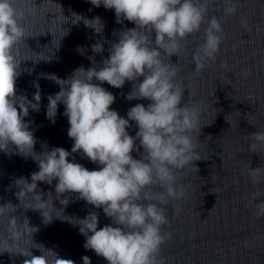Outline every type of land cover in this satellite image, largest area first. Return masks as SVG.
<instances>
[{
	"label": "clouds",
	"instance_id": "1",
	"mask_svg": "<svg viewBox=\"0 0 264 264\" xmlns=\"http://www.w3.org/2000/svg\"><path fill=\"white\" fill-rule=\"evenodd\" d=\"M89 2L95 7L103 5L105 9H114L118 24L127 20L135 27L119 34L118 42L111 44L102 66L97 67L93 56L89 57L92 67L81 66L67 79L55 74L47 76L60 86V91L47 97L46 117L55 123L58 105L63 104V115L70 125L67 135L74 143L71 152L55 147L37 154L34 152L36 140L25 117L30 109L39 112L40 87L38 83L34 85L36 91L31 100L26 95L18 96L16 90L21 61L13 55V49L24 38L20 23L23 13L13 6L12 0H0V151L11 154L14 146L18 154L32 156L38 162L39 171L31 174V182L21 177L15 183L20 187L19 200L22 195L32 194L33 199L39 201L31 209L40 211L45 223L53 218L45 211L48 194L52 192L47 193L45 200L43 194L37 192L38 182L51 185L56 180L55 194L60 197V203L65 202L62 205L69 203L64 194L76 193L87 204L102 209L112 221L98 230V214L90 212L75 222L86 237V250L94 251L108 264H162L157 259L158 253L172 235L162 232L163 226L170 222L166 208L186 195L179 184L180 173L189 166L196 167L195 162L201 160L198 137L205 126L200 124L198 103L186 102L181 106L185 88L189 91V99L195 92L179 78L178 64L165 63L162 56H179L185 47L184 41L198 33L207 20L203 42L192 53L194 73L199 74L206 62L214 60L219 52L224 36L223 17L209 15V0ZM223 11L224 17L234 15L236 0H224ZM75 18H79L77 21L83 19L85 26L96 33L103 31L100 17L88 20L75 15ZM241 23L246 25L244 20ZM91 48L94 54L104 52L99 41ZM78 51L83 54L84 50ZM126 81L132 82L126 99L150 103L147 106L137 103L124 118L111 110L116 98L101 84L106 82L119 89ZM130 121L138 128L135 136L128 134ZM249 136V150L256 153L258 146H264V130ZM139 148L143 149L141 158L135 159L132 152ZM77 152L100 165L99 170L90 171L79 163L69 162V156ZM247 175L254 186L260 185L264 182V167L249 168ZM262 196L264 193L259 190L252 193L257 218L264 216V201L257 202ZM9 205L12 204L0 206V215ZM9 228L13 236L19 234L15 231V217L10 216ZM35 247L41 255H33L30 249L20 251L30 257L24 264H75L59 258L53 250L42 245ZM44 250L52 253L53 258ZM82 261L91 264L88 256H83Z\"/></svg>",
	"mask_w": 264,
	"mask_h": 264
}]
</instances>
